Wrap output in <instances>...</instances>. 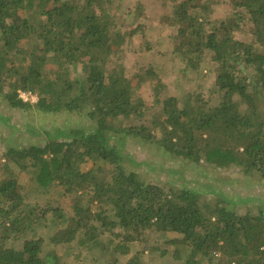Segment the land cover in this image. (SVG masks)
I'll return each mask as SVG.
<instances>
[{
	"label": "trees",
	"instance_id": "1",
	"mask_svg": "<svg viewBox=\"0 0 264 264\" xmlns=\"http://www.w3.org/2000/svg\"><path fill=\"white\" fill-rule=\"evenodd\" d=\"M223 2L180 0L160 15L175 28L174 53L186 67L215 63L219 97L210 104V96L198 92L181 101L160 90L161 117L151 127L134 123L148 110L134 84L138 73L106 69L127 35L138 31L122 30L115 12L120 0H0V96L13 108L67 111L91 121L48 130L44 144L4 151L9 175L0 180V264H66V254L56 250L60 244L87 250L115 245L129 254L150 229L182 234L190 250L185 264H264L262 198L256 213L251 206L241 214L238 201L224 195L210 203L188 187L167 190L131 169L129 163L141 162L125 149L126 136L139 137L195 163L236 166L264 179V0H230L231 17L212 18ZM246 24L259 45L236 36ZM147 74L158 79L155 89L165 88L156 72ZM21 91L37 94V102L24 100ZM89 161L93 167L83 170ZM10 163L31 168L44 187L61 186L74 198L71 213L28 202ZM87 194L100 210L83 204ZM50 223L54 231L41 233ZM106 233L115 237L104 241ZM126 264L142 261L133 255Z\"/></svg>",
	"mask_w": 264,
	"mask_h": 264
},
{
	"label": "rangeland",
	"instance_id": "2",
	"mask_svg": "<svg viewBox=\"0 0 264 264\" xmlns=\"http://www.w3.org/2000/svg\"><path fill=\"white\" fill-rule=\"evenodd\" d=\"M120 1L122 8L115 12L122 30L131 32L138 27V31L127 35L124 49L113 53L106 69L109 71L120 66L138 73L134 84L147 102L148 110L145 111V116L135 120L134 123L148 124L152 127V120L161 117V105L155 103L160 90V96L174 94L181 101L186 100L189 95L194 96L202 92L210 96V104L215 103L219 97L217 92H213L216 78L215 63L207 60L198 69L186 67L181 57L174 53L175 28L161 21L160 15L170 14L173 4L180 0ZM118 6L116 2L114 8ZM232 13L230 0H224L223 4L214 6L212 18L231 17ZM242 29L236 32L238 38L259 45L251 35L249 25L246 24ZM149 70L157 73L165 88L160 86L155 89L158 79L156 78L155 81L150 78L147 74ZM31 99L34 100H31L32 102H37V94L34 93ZM261 102L259 100L260 107H262ZM90 122L87 117L78 113L46 112L34 106L26 109L13 108L4 96H0V180L9 175V170L4 168L6 160L3 155L7 147L44 144L47 141L45 133L48 130L86 127ZM158 136L160 137L161 134L159 133ZM125 149L137 162H141L139 165L129 163L131 169L137 170L146 180L158 183L167 190L188 187L200 192L202 198L210 203H215L220 195H224L238 201L236 210L241 214L246 213L251 206L256 213L260 204L258 198L264 200V179L257 173L247 176L236 166L218 168L206 162L198 164L167 152L157 142H145L134 136H126ZM92 163L93 161L85 163L83 170L93 167ZM9 165L10 170L18 177L20 189L28 202L43 208H62L67 213H71L74 208V198L66 194L61 186L44 187L33 177L31 168L24 169L16 163ZM105 168L107 173L111 171L110 165H105ZM90 199V194L85 195L83 204L91 206L93 211L100 210L101 206L97 201L92 202ZM3 202L4 200L0 198V207L3 206ZM52 216L50 213L49 218ZM2 221L1 216L0 233L3 230ZM120 230L117 229L116 232L122 233ZM53 231L51 223L49 227L43 225L40 228V232L47 236ZM111 236L115 237L106 233L103 240L107 241ZM182 237L183 235L178 232L150 229L130 245L129 254L124 253L123 247H116L113 244L107 250H101L97 246L87 250L76 244H60L56 250L60 254H66V264H112L116 263V260L118 264H126L133 255L140 256L142 264H185L190 250L182 241ZM119 238H113L114 243L120 242L119 240L124 236ZM173 238H177L178 241L170 242ZM176 248L179 250L178 253H175Z\"/></svg>",
	"mask_w": 264,
	"mask_h": 264
},
{
	"label": "built area",
	"instance_id": "3",
	"mask_svg": "<svg viewBox=\"0 0 264 264\" xmlns=\"http://www.w3.org/2000/svg\"><path fill=\"white\" fill-rule=\"evenodd\" d=\"M20 96L23 97L24 100H33L31 99V97H33V94L31 92L21 91Z\"/></svg>",
	"mask_w": 264,
	"mask_h": 264
}]
</instances>
